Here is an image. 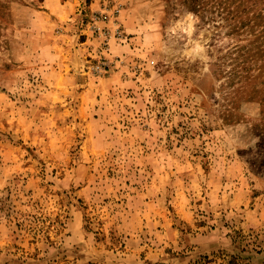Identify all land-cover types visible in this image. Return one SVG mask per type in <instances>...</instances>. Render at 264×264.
Listing matches in <instances>:
<instances>
[{
  "label": "rangeland",
  "instance_id": "rangeland-1",
  "mask_svg": "<svg viewBox=\"0 0 264 264\" xmlns=\"http://www.w3.org/2000/svg\"><path fill=\"white\" fill-rule=\"evenodd\" d=\"M236 257L264 264V0H0V264Z\"/></svg>",
  "mask_w": 264,
  "mask_h": 264
},
{
  "label": "trees",
  "instance_id": "trees-1",
  "mask_svg": "<svg viewBox=\"0 0 264 264\" xmlns=\"http://www.w3.org/2000/svg\"><path fill=\"white\" fill-rule=\"evenodd\" d=\"M231 263L232 264H241L240 262L237 261V257H236V259L232 258Z\"/></svg>",
  "mask_w": 264,
  "mask_h": 264
},
{
  "label": "built area",
  "instance_id": "built-area-1",
  "mask_svg": "<svg viewBox=\"0 0 264 264\" xmlns=\"http://www.w3.org/2000/svg\"><path fill=\"white\" fill-rule=\"evenodd\" d=\"M99 67L102 68V66L98 65V68H99Z\"/></svg>",
  "mask_w": 264,
  "mask_h": 264
}]
</instances>
